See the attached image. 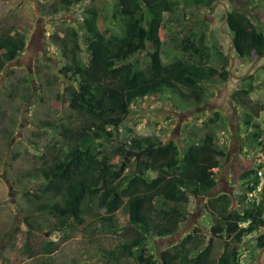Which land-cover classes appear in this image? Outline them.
I'll return each instance as SVG.
<instances>
[{"label": "rangeland", "instance_id": "rangeland-1", "mask_svg": "<svg viewBox=\"0 0 264 264\" xmlns=\"http://www.w3.org/2000/svg\"><path fill=\"white\" fill-rule=\"evenodd\" d=\"M106 1L102 17L107 18L97 20V28L119 33L111 19L115 2ZM165 2L173 6L170 14L159 22L146 19V24H150L146 49L130 61L137 69H146L155 62H169L179 54L173 50L170 38L184 36L193 9L192 0H140V6L147 12V5L161 6ZM230 2L237 10L227 11V20L225 11L218 6L201 9L198 14L202 22L200 31L206 33L214 66L220 64L221 56L227 58L232 47L230 37L237 31L241 32L247 50L257 44V33L264 34V0ZM86 8V2L60 11L54 0H0V31L7 32L5 41L13 47L10 54L15 57L7 64L0 57V264H44L38 250L42 240L57 245L52 264H69L72 259L77 264H108L101 255L102 250H110L119 241L139 232L147 238L145 250L158 262L164 250L174 249L194 228H199L206 242L212 238L216 250L221 249L214 238L224 240L225 235L215 233L221 226L204 210L207 197L190 196L186 220L177 224L168 212H164L168 218L157 214L152 205L147 208L146 217L141 218L134 210L135 201L131 202L132 218L140 223L130 224L127 230L123 225L111 230L93 217L90 223L94 226L77 229L69 218L63 228L59 224L66 215L49 210L50 206L57 205L63 214H78L66 209L60 198L63 182L72 173L76 174L75 170L64 169L51 183L43 179L40 171L75 149L77 137L99 120L93 110L80 102V87L84 82L73 77L60 52L67 46L65 31L71 30L77 35L76 47L82 50L86 62V48L91 40L84 25L88 18ZM55 28L61 30L59 46L52 41ZM256 59L240 57L234 45L229 56L233 64L231 75L226 81L213 79L204 84L205 94L199 101L181 100L163 82L153 81L155 94L137 99L131 105L132 117L118 127L113 139L96 141L91 152L98 158L108 159L114 151V163H118L121 171L128 157L126 151H132L129 145L134 137L156 136L165 143H176L181 151L196 145L198 139L194 136L203 137L216 150L212 163L216 185L208 197L228 195L232 208H238L236 201L248 192V183L239 181V175L244 172V163L251 165L262 142L260 139L247 144L245 140L254 132V124L259 130L264 128V59L255 62ZM249 68V75L238 78ZM218 114L220 120L209 125ZM248 115L252 116L249 126L246 125ZM84 158L85 154L81 155L76 164ZM156 175L149 173L152 178ZM169 229H172L170 235L160 236ZM261 235L264 228L243 238L238 249L245 257L240 264H256L260 249L255 240ZM26 241L32 256L22 252Z\"/></svg>", "mask_w": 264, "mask_h": 264}, {"label": "trees", "instance_id": "trees-1", "mask_svg": "<svg viewBox=\"0 0 264 264\" xmlns=\"http://www.w3.org/2000/svg\"><path fill=\"white\" fill-rule=\"evenodd\" d=\"M54 1L60 11L82 2L87 3L88 18L84 25L91 34V40L86 48V62L82 50L76 47L77 35L71 30L65 31L67 46L61 48L60 52L73 77L81 78L84 82L80 87V102L99 116L93 128H87L77 137L75 149L56 158L40 171L43 179L49 183L64 169L76 172L63 182L60 198L66 209L78 214H63L57 205L49 207L51 212L63 217L66 215L59 226L64 228L66 219L71 218L73 222L70 224H74L77 229L88 228L94 226L93 222L90 223L93 217L111 230H117L121 225L127 230L130 224L138 226L140 223V220L134 222L132 218L131 202L134 201V210L141 218L146 217V210L152 205L157 214L165 215L164 212H168L177 224L186 220L190 196L195 199L207 197L204 210L221 226L219 230H214L215 233L225 235L224 240L214 238L221 249L216 250L213 239L206 242L199 228H194L174 249L164 250L158 262L145 250L147 238L141 232L119 241L110 250L103 249L101 255L108 260V264H239L238 246L243 238L264 228V190L261 204L248 202L244 194L236 201L238 208H232L228 195L208 197L216 185L212 170L216 150L214 145L204 142L205 138L194 136L198 139L196 145L187 146L181 151L176 143H165L156 136L134 137L129 148L133 152L145 153L138 161L133 156L125 158L121 171L118 170V163H114V151L110 152L109 160L98 158L91 152V146L96 141L113 139L118 127L132 117L131 105L137 99L155 94L153 81L163 82L171 93L190 102L199 101L204 96V84L213 79L226 81L229 74L225 56H221L220 64L214 66L213 55L206 44V33L200 31L202 22L198 14L201 9L209 8L213 0H192L193 9L184 36L170 38L173 50L179 54L169 62H155L143 70L137 69L130 61L146 49L150 25L146 24V19L161 21L164 15L172 12L173 6L169 2L161 6L147 5V12H144L140 0H114L111 19L116 23L119 33H113L105 29L100 31L96 25L100 18L103 21L107 18L102 17L106 0ZM60 31L55 28L52 32V41L57 46ZM239 33H235L232 43L240 57L259 58L264 55L262 32L257 33V44L251 50L245 48ZM6 37L7 32L0 31V57L5 64L15 58L10 54L13 47L5 41ZM220 117V114L215 115L209 125L217 123ZM246 117V125L249 126L252 116ZM253 126L254 132L248 134L245 142L252 144L261 139L264 150L263 130H259L256 124ZM83 154L85 158L76 164ZM243 166L244 172L238 179L250 184L253 170L250 163L246 162ZM149 173L157 175L152 178ZM164 218L168 217L165 215ZM245 223L246 227L243 226ZM171 233L172 229H169L162 231L160 236L166 237ZM255 242L257 249L264 248V235ZM56 249L54 242H40L38 250L44 257V264H52V254ZM22 252L27 256L33 255L28 241L23 243ZM69 264H77V260L72 259Z\"/></svg>", "mask_w": 264, "mask_h": 264}, {"label": "built area", "instance_id": "built-area-1", "mask_svg": "<svg viewBox=\"0 0 264 264\" xmlns=\"http://www.w3.org/2000/svg\"><path fill=\"white\" fill-rule=\"evenodd\" d=\"M264 131V128H263ZM246 151V150H244ZM251 169L253 170L250 184L248 188L252 187L247 193L248 202L259 205L263 202V190H264V150L262 146L257 149L254 154V158L251 161ZM245 254L238 255L239 264L242 263Z\"/></svg>", "mask_w": 264, "mask_h": 264}, {"label": "water", "instance_id": "water-1", "mask_svg": "<svg viewBox=\"0 0 264 264\" xmlns=\"http://www.w3.org/2000/svg\"><path fill=\"white\" fill-rule=\"evenodd\" d=\"M225 20H227V11H226V10H225ZM230 40H231V42H232L231 37H230ZM233 48H234V44L232 43V47L230 48V51L228 52V54H227V58H226L227 65H229V70H228V71H229V75H231V72H230V71H231V69H232V67H233V64L230 63V61H229V56H230V54H231V50H232ZM261 59H264V55L261 56V57H259V58H257L255 62H258V61L261 60ZM250 71H251V68H249V69L247 70V73H246L244 76L249 75ZM238 78H243V76L238 77ZM144 153H145V151H141V152L126 151L125 155H126V156H133V157L135 158V160L138 161V160L140 159V157H141ZM263 251H264V249L260 252V254H259V256H258V263H259V260H260V257H261V254H262Z\"/></svg>", "mask_w": 264, "mask_h": 264}, {"label": "flooded vegetation", "instance_id": "flooded-vegetation-1", "mask_svg": "<svg viewBox=\"0 0 264 264\" xmlns=\"http://www.w3.org/2000/svg\"><path fill=\"white\" fill-rule=\"evenodd\" d=\"M220 7L222 10H226V11H231V10H237L236 7H233L230 0H213V3L212 5L210 6V8H213V7ZM228 17V16H227ZM226 59V58H225ZM226 65H227V62H226ZM247 73V71L244 73V75ZM228 74H229V71H228ZM244 75L243 78L245 77ZM230 76V75H229ZM241 77V76H239Z\"/></svg>", "mask_w": 264, "mask_h": 264}, {"label": "crops", "instance_id": "crops-1", "mask_svg": "<svg viewBox=\"0 0 264 264\" xmlns=\"http://www.w3.org/2000/svg\"><path fill=\"white\" fill-rule=\"evenodd\" d=\"M245 147H243V149H244ZM243 151V150H242ZM262 233V232H261ZM264 248H262V249H260V251H259V254H260V252L263 250ZM239 253H240V250H239ZM241 254V253H240ZM259 254H258V256H259ZM258 256H257V260H256V264H264V259H262L263 258V256H264V251L262 252V254H261V257H260V260H259V263H258Z\"/></svg>", "mask_w": 264, "mask_h": 264}]
</instances>
